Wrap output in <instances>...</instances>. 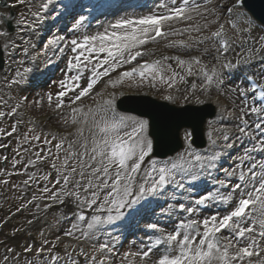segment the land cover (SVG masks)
<instances>
[{
    "label": "snow or ice",
    "instance_id": "obj_1",
    "mask_svg": "<svg viewBox=\"0 0 264 264\" xmlns=\"http://www.w3.org/2000/svg\"><path fill=\"white\" fill-rule=\"evenodd\" d=\"M20 3H24L25 0H19ZM242 2V0H241ZM53 3V0H46L42 5L44 10L48 9V6ZM174 7L167 8V11L161 15H149L142 17L138 20L132 19H121L116 21V23L110 25L109 29H105L103 33H97L95 35H86L83 38V43H78L77 40L73 39L71 44L73 45L72 51L75 52L77 48L83 49L88 52V55L84 57L86 61L91 60L93 53L106 54L103 60L92 66L91 78L86 82V85L81 87L78 82L81 76L78 74L76 76L70 77L71 81L74 83L66 84L61 81V88H67L69 91L74 92L73 99L70 103L74 104L81 100L83 97L89 95L94 87L100 82L104 77H108L107 84H110L113 88L117 85H122L126 80H131L136 76H139L141 81L151 77L152 80L160 79L164 80V76L161 75L165 71L160 65V61H155L153 63L145 62L136 67L131 68L128 71L119 72L115 79L111 78V73L117 72L118 68H122L126 64H132L133 61L137 60L138 57L142 55L140 51L141 47L147 43L155 42L157 37H163L167 35L179 34V30L171 28V22H179L181 20L194 21L196 17L205 20L203 27H207L208 21L207 16H213L215 19L212 22L219 24L216 32L212 33L211 37H204V40L211 39L213 37H222L224 32V25L220 24L219 17L221 15L220 9L221 5L215 4V0H182L181 3L176 4V0H172ZM105 5H96L98 8H102ZM238 5L233 4L232 7L228 8L227 11L229 15L233 13V10ZM66 9L72 15L73 20H76L77 16L80 17L77 21V25L84 20L83 15H81L76 9L80 7L69 0V3L65 5ZM35 16H39V13H35ZM241 23L245 25L250 24L248 17L245 14H241ZM7 22L11 25V18L5 16L0 23ZM19 24H24L25 21H18ZM168 25L170 31L164 32L162 28ZM237 24L233 22V27ZM189 30L195 32H201L202 26L199 21H197L194 26L185 28L183 31L188 32ZM250 31V28H249ZM4 30L0 29V37L6 36ZM58 40L64 39L63 37H57ZM264 41V37H261ZM203 42V41H201ZM181 46L185 45L183 40L177 42ZM172 46V45H169ZM264 47V45H262ZM222 48L226 52L228 50V41H222ZM27 52V49L24 50ZM83 53H81L82 55ZM167 59V58H165ZM77 63H73L72 60L69 61L70 68L80 67V55L74 57ZM181 65H187V74L192 75V63L200 64L201 61L198 57H193L190 61H184L177 58ZM106 65V67H105ZM85 68L87 64L84 65ZM231 67V64L228 65ZM102 69V70H100ZM170 69V66H169ZM32 69H25V72H30ZM201 71L204 73L207 84L203 89V92H208V86H211L214 82L217 88L223 83L218 77V73L215 68L208 69L206 66L202 67ZM17 75H21L19 72ZM179 75L173 72L172 76L168 77L167 83L168 87L172 88L175 84L174 77ZM183 80V77H180ZM19 81H13V83H18ZM131 86V85H129ZM139 86V85H138ZM155 86V85H153ZM195 89V85H192ZM259 87V98L261 102L260 107L250 106L249 108L240 107L239 111L241 115L237 117L240 121L238 127V132L243 135L252 136L253 134L248 131L249 121L245 117L250 114H255L260 122L255 123V128L260 130L261 135H264V86L258 85L253 82V91ZM76 89H79L77 92ZM67 95L66 91H61L58 97L63 98ZM246 95V94H245ZM167 100H173L172 95L165 97ZM187 99V98H186ZM51 101V96H49ZM196 103H203L199 97L196 98ZM115 94L112 93L111 97L103 101V111L111 112L112 118L110 120H102L100 122H94L95 128L99 135V139H93V148L91 149L94 155L93 160H96L97 156L100 157L99 165L92 168V174L99 181L95 186L90 180L85 191L95 187V191L91 192V200L85 198V203L89 207L97 203V200L101 199L100 193L105 189L108 191L103 195L102 202L99 208L103 209L107 205V211L109 215L106 221L111 223L116 220L123 219L126 215L134 218L141 213L148 210L150 206V197H158L162 191L168 185H175L179 189H184L185 185L183 181L191 176L193 181L200 178L199 171L203 170L205 166L209 169L215 168V162L220 159L222 153L212 152L207 156H202L197 153L189 151L187 155L192 157V159H185L183 155L179 156L176 160L164 162L158 166V162L155 160L150 161L149 167L145 169L143 176L138 180V176L141 172V165L143 164L145 157L148 156L153 150V144L151 139L146 135L149 129L148 120H137L132 117L120 115L116 113L115 108ZM63 106V100L60 99L57 107ZM73 113L82 111L81 109L73 108ZM91 111V110H90ZM14 114V110H13ZM5 113L0 112V117L4 116ZM231 115V113H229ZM72 122L77 123V118L73 115ZM85 123L87 119L85 118ZM130 122V123H129ZM131 129L128 131L127 129ZM15 127H13V132ZM83 129H78V134L83 135ZM123 131V135L121 132ZM11 135V133H9ZM39 139V137H35ZM190 138V133H185V139ZM224 141H229L230 136L227 132L222 135ZM47 142V141H46ZM259 150L264 153V139L259 142ZM212 144L215 146L216 141L213 140ZM57 149L61 147V144L56 145ZM84 147L87 149V144ZM226 148L233 147L232 143H226L224 145ZM257 148L254 145L251 151H256ZM240 159H252L249 150ZM193 160L198 162V169L193 172L194 167ZM67 161H65L66 164ZM56 165L53 164V168ZM91 167V165H88ZM259 169V171H254V169ZM76 169L73 168L72 172ZM228 176L235 175V170L228 171L225 170ZM247 175L243 170L239 172V180L243 182V188L241 183H236L234 185V190H240L238 201L234 202L231 208L222 216L217 213L211 217H206L203 220L189 219L187 222L181 221L172 232L167 233L163 240H158L157 243H163L167 245L164 254L160 256L157 260L152 261V264H244L245 258L247 259V264H264V160L253 162L248 166ZM99 174V175H98ZM83 175V173H81ZM180 179H177V176ZM47 179V177H45ZM111 181V183H109ZM64 185L69 183V177H64ZM57 183H60L57 180ZM218 184L224 186L225 181L219 180ZM249 186H251L249 188ZM245 189H249L245 191ZM43 191L47 192L48 189L45 188ZM66 196L75 195L77 199H80L78 192H65ZM53 200L59 199L58 193H53L50 197ZM221 199L225 202L232 200V193L227 196H213L211 193L201 196L196 199L192 204L186 205L184 203L179 204V209L189 214H197L200 211V206L207 207L209 201ZM63 203V200H60ZM259 210V216L254 215V213ZM115 213L113 215L112 213ZM79 221H85L86 217L81 214L78 217ZM104 218L100 216H93L91 221L87 223V231L78 229L76 224L72 225V229L80 230L81 236L75 237L80 239H96L95 233L92 231L97 228L98 225L104 223ZM31 223V221H30ZM201 225L203 231L201 232ZM149 228L157 229V224H149ZM228 230L231 235H225L221 238L219 233ZM73 231L68 230L65 235L73 236ZM199 236L200 239L197 242L196 237ZM60 237H57L59 240ZM226 241V243H225ZM95 247V246H94ZM107 249L111 252L112 249L108 247L107 244H100L98 251H103ZM234 249V252L230 255L229 250ZM31 251V249H27ZM41 251H43L41 249ZM152 251L149 247L148 251L128 253V256H139L141 259V264H147V259ZM175 253V254H173ZM56 257H53L55 260ZM95 259V257H93ZM99 264H104L101 260Z\"/></svg>",
    "mask_w": 264,
    "mask_h": 264
},
{
    "label": "rangeland",
    "instance_id": "obj_2",
    "mask_svg": "<svg viewBox=\"0 0 264 264\" xmlns=\"http://www.w3.org/2000/svg\"><path fill=\"white\" fill-rule=\"evenodd\" d=\"M219 1L220 0H215V4L218 5ZM3 12L5 15L9 16V3L8 7L3 8ZM165 12L166 10H154L147 13L145 17L149 15L161 16ZM206 18L208 21L206 28L203 27L205 20L199 17H196L194 21H189L185 26L179 27V34H176L175 38L186 39L189 44L186 49L177 47L178 53L186 56L189 55L191 50L195 51L196 49H200L206 58L207 53L205 48L209 47L207 43L212 42V40H204V37L202 39L197 38L199 32L191 30L188 32L183 31L185 28L191 29V27L199 21L202 26L200 33L205 34V37H210V30L217 23L212 22L215 19L213 16L208 15ZM126 19L137 20L138 18L128 17ZM222 19H224V16L221 11L219 21ZM26 20L32 22L31 16L26 15ZM105 29L111 30L110 27ZM105 29L89 32L84 25L73 24L69 29H64L61 35L64 39L58 40L55 36L49 39L48 46L51 47V55L47 57L44 54L45 59L43 60L40 70L44 71V69H46L50 71L54 69L53 64L58 65V63L61 65V69L56 72V80L50 83L46 90L23 88L12 91L10 89V84L15 78V73L17 71L20 72L24 65L23 60L19 59V55L12 57L10 51L14 44L22 43L24 39L15 31L16 38L14 42H11L12 39L11 41L3 39L0 43V47L4 52L3 57L7 60L5 69L0 70V112L5 113L2 117L6 118L2 120V117H0V222L18 207L27 208V213L25 216L23 215L21 220L17 221V224L12 228H8L5 232L0 231V264H99L101 260L104 261V264H135L134 259L139 258V256H128V253L148 251L149 247H151L152 250L155 249L156 233H159L157 229L153 231L156 232L152 234L150 238L144 236L142 230L151 229L148 227L149 224L160 222L163 216L168 213L166 209L155 211V218L150 217L151 222L147 224H140L142 217H130L132 221L129 224H125L120 231L113 230L111 232H103L101 233V242H96L97 237L96 239H84L83 237L76 239L75 237L81 236V234H73V236L65 235L66 231L72 230L73 221L69 220L70 216H59L54 209H49L48 207L52 201L50 197L53 193H58L60 189L64 192H78L79 195H84L90 192V190H96L95 187H93L85 191L90 180L94 186L99 183L94 175H92L90 179L84 177L80 179L75 178L79 175V172H72L73 168L79 167L77 163L80 162V156L77 155L74 158V144L78 137L75 135L74 129L76 128L73 125L72 118H70L69 110L75 108L77 102L74 104L70 103L73 99L74 92L67 90V88L62 89L61 81H64L66 84L74 83L71 81L70 77L79 74L81 79L75 83H79L81 87L86 85V82L91 77L92 61L90 60L89 62L84 59V57L88 55V52L83 49L77 48V50L73 52L71 41L75 39L78 43H83L84 36L103 33ZM235 33L236 31H230V35H233V37L236 35ZM32 36L37 40L43 38L40 34H33ZM255 37H258L257 31L248 32L247 35L244 34L242 37L233 39L236 44L240 45ZM258 39L260 42V37H258ZM217 51L218 50L214 47L211 52L212 61L215 63H217L215 61ZM81 53L83 54L81 55ZM77 55H80V60L84 62V65L87 64L86 68L83 66L79 70L69 67L70 60H72L73 63H77L74 60V57ZM94 57L95 55L93 53L91 59ZM103 58L104 56H101L98 58V61L101 62ZM220 67L222 68L221 64ZM197 75L199 77L201 72ZM174 79V86L169 88L167 83L168 78L166 77H164L163 81L160 79L152 80L151 77L143 81L139 78H133L128 80L125 84L109 90L107 94L111 95L112 93H117L123 96L141 95L144 90L151 88L152 91L149 94L152 97L159 101H165L167 100L165 97L168 95L174 97L178 95V93H175V87L179 77L176 76ZM202 79L204 80L205 77ZM221 80L223 83L217 89V98L214 101L225 110L226 114L224 119L232 121L233 124L231 126L235 130L234 135L239 146L244 145L236 156L238 162L237 166L233 167L231 161V166L225 168V170L228 171L235 170V177L238 178V165L244 163V160H248L240 159L245 155L246 150H249L254 162L264 160V153L259 150L260 145L258 143L263 138H258V135L261 134L259 132L254 133L253 131H249L253 134L252 136L241 135L238 132L237 126L240 124V121L237 117L241 115L239 108L242 104L243 107L246 108L247 105L245 104H247V102L241 97V88H236V83H229V81H225V79ZM232 88L235 90H232ZM61 91L67 92V95L63 98L58 97ZM76 91L78 92L79 89H76ZM49 96H51V101L49 100ZM60 99L63 100V106L57 107ZM181 103L183 102L179 100L175 104L181 105ZM16 105H23L25 107L24 116L19 120L13 121L9 118L8 114ZM229 113H231V115H229ZM124 116L128 115L124 114ZM134 119L142 120L143 118L137 117ZM34 122L37 123L38 126H35L33 124ZM13 127H15L14 132ZM127 130L130 131L131 129L129 128ZM17 132L18 134L14 136V133L16 134ZM63 132H73V138L68 142L67 148L62 149L61 146L57 149L56 145L63 142ZM9 133H11V135H9ZM121 135H123V131ZM35 137H39V139ZM254 145L257 150L251 151ZM47 148H52L54 154L46 164L36 168L39 159L43 161L48 154L46 151ZM86 150L88 149L81 147V154L85 155ZM257 153L263 156V159L260 158V160H255L254 155ZM97 159L100 161V157L97 156ZM65 161H67L66 164ZM53 164L56 165L55 168H53ZM65 176H68L70 181L67 185H64V182H62ZM45 177H47V179H45ZM57 180H59L60 183H57ZM109 183H111V181H109ZM45 188L48 189L47 192L43 191ZM105 191L107 192L108 189H105ZM86 197L87 195L85 198ZM179 204L180 202L172 204L176 211ZM161 207L165 208L164 205ZM35 213H40L41 218L38 219L35 217ZM30 221L36 222L38 226L24 236L22 233L27 228V224ZM152 221L154 222L152 223ZM138 231L140 241L144 240L143 243L134 238L129 240L126 238L129 234H137ZM17 234H20L22 237H19L20 235L17 236ZM98 234H100V230L95 233V235ZM110 234L114 236L117 235V237L113 236L112 238ZM57 237H60V239L57 240ZM147 239L149 240L148 243L145 241ZM80 240H84L85 244L78 245L77 242ZM100 244H109L112 251H98L97 249ZM34 245L35 251H27V249L32 250ZM41 249L43 251H41ZM156 252L159 251L156 250ZM53 257H56V259L53 260ZM93 257H95V259H93ZM154 259L155 258L151 257V261H154Z\"/></svg>",
    "mask_w": 264,
    "mask_h": 264
},
{
    "label": "bare ground",
    "instance_id": "obj_3",
    "mask_svg": "<svg viewBox=\"0 0 264 264\" xmlns=\"http://www.w3.org/2000/svg\"><path fill=\"white\" fill-rule=\"evenodd\" d=\"M161 1L164 3V7H165V5H167V8H171L173 6V4L170 3V2H168V0H161ZM146 7L147 6H145V8ZM0 14H2V11H0ZM126 15H127V13L125 15L121 16V19L124 18V17H126ZM113 23H115V21H112L109 24H105V26H108L109 27ZM10 36H12V33L10 31H8V35L6 36V39H9ZM98 55H102V54H98ZM207 60L209 62L211 61V54L208 56ZM209 65L211 66L212 69L213 68L216 69V71L218 73V76L224 75L222 73V70H221L219 64H215L214 62H210ZM146 95H148V92H147ZM178 98H180L183 101L186 100V94H185V92L182 91L180 93V95H178L175 98V102L177 101ZM170 104H173V103L170 102ZM100 110H101L100 108H97L96 109V112H99ZM115 111H116V109H115ZM75 124H77V127H76V132L77 133H78V129H81L82 128L84 130L83 131V135L78 134V139H77V141L74 144L75 153L76 154L79 153V151H78L79 146L82 145L84 147L85 143L87 144V147L89 149L88 152H87V154L85 155V158L82 157L81 161L77 163L79 165V168L77 169V171H79V175L76 176L75 178H80L81 179L82 177H84V178L90 179L92 177V175H93L91 170H92V168H94V166H93L94 165V162L95 161L99 162V159H97V158H96V160H93L92 159V156L94 155V153H92V151H91V149L94 146L93 145L94 134L97 133V130L95 128V123H92L91 125H85V124H82V123L77 122ZM188 131L189 130H184V131L181 132V141L183 143V147L185 145V140H186L185 137L183 138V136H185V133L188 132ZM95 139H99V135L98 134L95 135ZM186 142H188V140H186ZM187 145H188V143H187ZM181 155H183L185 157V159L187 160V157H186L184 151H179L177 154H175V156L168 157V158H165V159H162V160L156 159V161L158 162V166H160L164 162H169V161L176 160ZM256 156H257L256 160H260V158L263 159V156H261L259 154H256ZM150 159H153V158H150ZM88 165H91V167H88ZM98 165L99 164H97V166ZM148 166H149V162L143 168V170H142V172L140 174L139 179L143 176V173H144L145 169L148 168ZM192 171L195 172V166L193 167ZM81 173H83V175H81ZM249 174H247V175H249ZM178 178H180L179 175L177 176V179ZM250 187L251 186H249V188ZM247 190H249V189H245V191H247ZM91 192H92V190H90V192H88V193H86L84 195H81L80 196V199H77L75 195H73V196H66V195H64L65 192L62 189H60L59 192H58L59 199L52 201V204H51L52 205V209H54L55 212H56V214H58L59 216H62V217L73 216L72 219H69L70 221L73 220V223L72 224H76L77 227H78V229H80V230L87 231V223L91 221V218L94 215H98V216H100L102 218H105V217L107 218V216L109 215V213L107 211V208H105L106 205H105V207L103 209L99 208V205L102 202L103 195L106 193V191L104 190L103 192H101L100 193L101 199L97 200V203L96 204H93V205H91L89 207V205L87 203H85L84 201H85V196L86 195H87L86 198L88 200H91L92 199ZM239 192H240V190H232L231 191V193H232V200L231 201H228V204L229 205L232 206V204L234 202H236L237 198L239 197ZM170 195H171V201H174V202H178V201L185 202L187 200L186 196L188 195V193L185 194V196H183V197L178 196L177 194H174V193H171ZM60 200H63V203H61ZM167 210H169L168 219H163L162 220V223H160L159 226L157 227V230L158 231L168 232L171 229L174 221L176 219H178L179 216H180L176 212V210L173 207H171V206L168 207ZM258 212H259V210H257V212L254 213V215L259 216L258 215ZM78 214H80V215L83 214L86 217V220H85L84 223H80V221H78L79 219L75 217ZM112 214L115 215L114 212ZM35 217H37L38 219H40L41 218V214L40 213H36L35 214ZM125 220H126V217H124L123 219H120L119 221L120 222H124ZM106 228H110V227H109L108 222L105 220V222L102 223V224H100V225H98L97 228H95V230H98V229H106ZM80 230L72 229V231H73V233L75 235L81 234V231ZM147 231H149L148 232V235L149 236H151L153 234V230L152 229H149ZM225 243H226V241H225ZM165 246L167 247V245H165ZM164 252H165V250H164ZM164 252L162 254H164ZM233 252H234V249H230L229 250V253H233ZM173 254H175V253H173ZM151 257L155 258L154 260H157L158 258H160L158 254H156L154 251H151L149 258L147 259V264H152ZM244 262H247V261H244ZM134 263L135 264H141L140 257L137 258V259H134Z\"/></svg>",
    "mask_w": 264,
    "mask_h": 264
},
{
    "label": "water",
    "instance_id": "obj_4",
    "mask_svg": "<svg viewBox=\"0 0 264 264\" xmlns=\"http://www.w3.org/2000/svg\"><path fill=\"white\" fill-rule=\"evenodd\" d=\"M264 10V6H263ZM264 21V18L262 19ZM130 100H145L142 98H135L130 97ZM135 113H138L142 116L150 117L154 125L155 130V137H157L160 141L164 142V144L167 146L171 145H179V131L182 129V125H178L172 122H162L157 119V117L149 112L141 111V110H131Z\"/></svg>",
    "mask_w": 264,
    "mask_h": 264
}]
</instances>
